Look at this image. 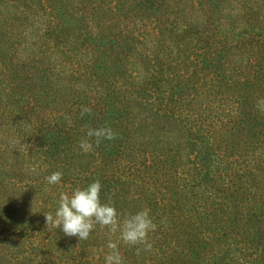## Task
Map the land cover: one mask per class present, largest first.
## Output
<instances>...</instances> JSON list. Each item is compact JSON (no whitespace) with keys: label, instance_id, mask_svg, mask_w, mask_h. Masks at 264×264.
Listing matches in <instances>:
<instances>
[{"label":"trees","instance_id":"trees-1","mask_svg":"<svg viewBox=\"0 0 264 264\" xmlns=\"http://www.w3.org/2000/svg\"><path fill=\"white\" fill-rule=\"evenodd\" d=\"M95 180L157 224L123 264H264V0H0V264H105L44 216Z\"/></svg>","mask_w":264,"mask_h":264},{"label":"clouds","instance_id":"clouds-1","mask_svg":"<svg viewBox=\"0 0 264 264\" xmlns=\"http://www.w3.org/2000/svg\"><path fill=\"white\" fill-rule=\"evenodd\" d=\"M91 111L90 107H83L81 116ZM65 119L71 121L70 116L66 115ZM116 137L117 134L109 126L88 127L86 137L79 141V148L83 153H89L93 151L94 144L98 147L102 140H114ZM62 176L60 171L53 172L46 177V182L49 185L59 184ZM101 190V181L95 180L86 187H76L70 193L61 192L55 213L44 212L47 228H62L66 236H75L79 241L87 240L97 225L101 229H108L111 235L118 233L117 240L110 238L107 243L105 264H123L120 242L129 247H136L137 255L141 251H151L153 244L149 234L157 229V224L150 210L145 208L122 217L113 203L102 202Z\"/></svg>","mask_w":264,"mask_h":264}]
</instances>
